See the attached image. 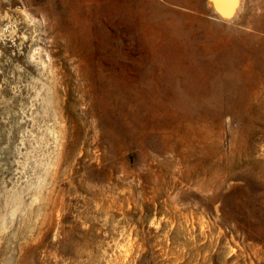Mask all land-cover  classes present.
<instances>
[{
	"label": "rangeland",
	"instance_id": "374dc122",
	"mask_svg": "<svg viewBox=\"0 0 264 264\" xmlns=\"http://www.w3.org/2000/svg\"><path fill=\"white\" fill-rule=\"evenodd\" d=\"M0 264H264V0H0Z\"/></svg>",
	"mask_w": 264,
	"mask_h": 264
}]
</instances>
